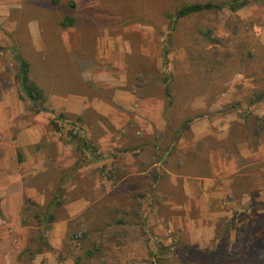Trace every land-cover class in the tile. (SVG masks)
Returning a JSON list of instances; mask_svg holds the SVG:
<instances>
[{
    "label": "rangeland",
    "instance_id": "obj_1",
    "mask_svg": "<svg viewBox=\"0 0 264 264\" xmlns=\"http://www.w3.org/2000/svg\"><path fill=\"white\" fill-rule=\"evenodd\" d=\"M232 1L0 0V160L26 129L41 134L29 150L52 158L40 169L19 161L14 175L35 191L26 193L20 218L0 223V264H75L77 257L80 264H264L259 184L245 203L242 190L227 195L233 214L216 222L210 244H191L183 171L175 166L183 141L194 144L190 129L174 141L190 122L210 125L200 147L231 155L236 146L264 144V0L177 19L186 5ZM69 19L74 24L65 27ZM17 58L30 64L41 106L23 99ZM118 94L136 101L123 106ZM218 119L231 127L220 130ZM172 141V167L150 168L153 155L134 166L135 155L126 154ZM55 200V222L41 224ZM9 209L19 211L11 202ZM65 221L63 244L31 261L26 249L34 251L43 235L50 243L55 224ZM70 235L78 245L71 253Z\"/></svg>",
    "mask_w": 264,
    "mask_h": 264
},
{
    "label": "crops",
    "instance_id": "obj_2",
    "mask_svg": "<svg viewBox=\"0 0 264 264\" xmlns=\"http://www.w3.org/2000/svg\"><path fill=\"white\" fill-rule=\"evenodd\" d=\"M135 99L132 96L118 94L115 101L129 107L136 101ZM68 105L69 103L66 106ZM67 111L77 112L68 107ZM221 121L223 119H218V122H215L218 123L220 130L227 131L231 124L226 126ZM191 123H187L182 127L178 138L174 141L178 142L181 137H184L182 136L184 132L186 133L187 129L189 132L190 129L195 135L193 138L194 144L191 143L190 146H184L183 141L182 146L178 148L179 151L176 152V155L181 158L177 159L175 166L177 165L178 169L180 168L183 171L181 176L184 180V223L187 230H189L187 234L188 241L191 244H210L215 236L216 222L233 214L232 210H226L224 206V200L227 195H233L242 190L243 195L240 200L245 203L246 199L253 198V189L258 184L262 189L260 192L264 193V144L254 150L236 146L235 152H232L231 155L224 150H212L207 145L200 147L196 143L203 139L204 134L203 136L201 134L210 125L206 122ZM261 132L263 135V130ZM40 141L41 134L38 131L26 129L21 133L18 140L13 143V146L4 147L2 151L5 155L0 160V223H3V217L13 216L20 218L21 205L26 193L35 191L34 187L30 185L31 180L27 178L24 180L20 173L14 175L19 161L23 164L19 165L21 168L26 166V168L34 167L36 169L44 167L47 161L48 163L52 161V158L41 156V151H38V153L35 151L37 153L35 155L29 150L31 145ZM174 141L167 147L163 145L162 150L158 145L151 148L153 152L146 148L134 147L133 149H127L126 154L135 155L132 156L134 166L137 164L143 166L147 161H150V157L153 155V165L150 168L158 169L164 167L162 164L172 167L171 163L174 161V152L172 150L175 149L173 148ZM18 149H24L25 154H19ZM134 158H142V160H135ZM199 169L202 170V173L198 171ZM168 173L173 179L176 176L171 172ZM162 175L163 172L160 171L159 175L155 174L154 177L152 176L154 185L158 184ZM10 202L12 205H17L19 210L17 213L10 212ZM86 205V202L84 205L76 203L73 209L82 210ZM66 228V221L55 224L50 237V244L53 247L58 248L60 244H63ZM17 242L15 240V243ZM46 257L49 258L50 256Z\"/></svg>",
    "mask_w": 264,
    "mask_h": 264
},
{
    "label": "trees",
    "instance_id": "obj_3",
    "mask_svg": "<svg viewBox=\"0 0 264 264\" xmlns=\"http://www.w3.org/2000/svg\"><path fill=\"white\" fill-rule=\"evenodd\" d=\"M249 4V0H233L232 2L229 3H221V4H213V3H207V4H191V5H186L183 8H181L178 13H177V19L195 14V13H200L204 11H211V10H222L225 8H229L232 11H237ZM74 20L69 19V23L67 25H64L65 27H70L73 26ZM17 64H18V71H17V80L20 85L21 91L23 93V99L24 97L27 98L30 103L34 106L37 107V105H40L45 101L44 97V92L43 90L31 79L30 77V72H31V66L30 64L24 60L17 58L16 59ZM57 206V201H51L48 204L47 207V212L44 214L43 219H41V224H47L51 225L52 223L55 222L56 220V215L54 214V208ZM53 210V211H51ZM37 218L40 219V216H37ZM50 230L46 228V236ZM44 237L41 236V243L37 244V248L33 251L31 248L26 249V253L28 252L31 256L30 260H34V257L36 255L44 253V249L47 248L49 251L54 252V248L50 246V243L46 240L45 235ZM70 237L69 241L70 244L66 245V248H68V252L71 253L73 252V249H76L78 245L72 244L74 241V238L72 235L68 236ZM78 249H81L79 247ZM158 250L160 252H163L165 250V247L162 244H158ZM155 257V263L158 262V254L152 252ZM215 254V253H214ZM88 255H91V252H88ZM70 256V255H69ZM87 257L88 260L90 257ZM75 264H80L81 258L77 257L75 260ZM210 264H216L215 260H211Z\"/></svg>",
    "mask_w": 264,
    "mask_h": 264
}]
</instances>
